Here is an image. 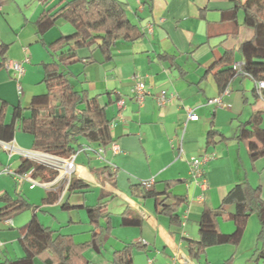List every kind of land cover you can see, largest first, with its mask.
Masks as SVG:
<instances>
[{"label": "crops", "instance_id": "1", "mask_svg": "<svg viewBox=\"0 0 264 264\" xmlns=\"http://www.w3.org/2000/svg\"><path fill=\"white\" fill-rule=\"evenodd\" d=\"M58 1L48 5L37 1L40 5L32 12L29 9L32 0H0L1 14L9 13V6L17 3L22 16L17 24L9 16L0 19V43L9 45L7 62L29 58L24 63L22 94L12 72L5 66L0 69V115L6 124L12 122L15 107L24 108L28 116L32 98L45 93L44 64L57 61L49 45L76 31L73 25L58 20L40 35L36 25L40 15ZM120 1L127 4L128 17L142 37L134 42L115 41L110 61L104 59L96 46L77 48L81 60L69 61L64 66L71 72L69 78L76 90H87L101 105L107 106L111 143L121 149L118 155L110 149L104 154L116 167L115 176H108L111 167L100 162L93 151H82L76 159V179L88 185L82 193L62 195L53 188L31 189L29 182L20 184L14 175L5 172L18 173L20 157H10L0 148V198L5 195L16 198L21 194L34 207L9 218L11 224L0 219V262L23 256L20 240L36 214L55 236H71L78 244L92 241V247L84 253L89 264H114V254L129 244L135 245L132 264H264V259L258 258L262 244L258 241L261 224L256 214L250 217L238 247H210L196 259L183 241L199 239V222L205 206L220 208L234 187L250 184L264 190V159L253 164L246 147L235 138L240 123L246 122L255 109L264 111V102H257L253 79L238 73L228 86L229 94L223 97L225 106L217 109L207 104L221 94L213 66L229 50H234L233 66L243 65L239 48L254 38L255 30L244 24L242 10L236 21L232 20L231 10L235 7L232 0ZM241 1L256 10L255 1ZM136 79L143 81L149 92L143 105L132 95ZM161 91L171 97L163 107L157 102ZM119 99L126 103L121 111ZM188 109L194 111L198 120L189 119ZM247 115L249 118L243 121ZM236 124L231 136L229 131ZM211 129L228 139L208 146ZM12 143L33 150V137L20 130ZM81 144V148L100 146L85 140ZM205 155L210 161L205 166L207 189L203 190L192 178L189 159ZM146 181H153L152 189L158 193L165 191L166 182H176L173 194L187 197L179 210L182 226H170L169 218L160 214L162 198L143 199L131 194L132 185ZM108 201V217L101 218L98 226L92 225L86 207ZM4 205L0 200V208ZM223 209L234 213L235 206L225 205ZM126 210L139 218L140 224L123 225ZM219 228L225 234L236 229L233 222L222 219Z\"/></svg>", "mask_w": 264, "mask_h": 264}, {"label": "trees", "instance_id": "2", "mask_svg": "<svg viewBox=\"0 0 264 264\" xmlns=\"http://www.w3.org/2000/svg\"><path fill=\"white\" fill-rule=\"evenodd\" d=\"M48 5L53 0H36ZM152 3L153 0H145ZM235 7L231 10L233 21L240 10L244 12V24L255 30L254 38L241 45L239 52L243 59L242 73L264 80V0H248L256 2V10L241 0H232ZM58 20H63L75 27L71 35L62 36L49 45V49L57 56V61L44 64L43 83L47 92L32 98L28 116L25 109L17 106L13 111L10 124L4 123L0 115V140L11 143L18 130L33 137V150L68 158L82 147L81 140L90 144H99L105 148L111 144L110 120L107 117V106L99 103L87 90H76L69 76L66 63L81 60L77 56V48H99L106 61L112 58V44L118 40L134 42L142 37L140 29L132 23L127 14V4L120 0H59L58 3L45 10L36 25L40 35L48 32ZM262 31V32H261ZM100 41V42H99ZM75 46L76 48H73ZM9 45L0 43V69L7 62ZM234 50L226 51L223 58L215 63L214 76L221 92L239 72L234 70ZM249 77V76H248ZM257 98V97H256ZM120 100V99H119ZM118 100V102H119ZM258 102V98H257ZM256 104V103H255ZM19 123V127H17ZM264 111L255 109L251 117L240 123L235 138L242 143L251 162L264 159ZM219 138L217 142L216 139ZM228 138L216 129L208 133V146L226 141ZM21 164L17 172L31 173L41 182H51L58 172L28 158L20 157ZM110 178L115 176L108 172ZM154 184V183H153ZM152 184V185H153ZM141 182L130 187L131 194L138 198L156 197L159 201L160 214L169 218L170 226L180 227L183 218L180 208L187 202L186 196H176L173 188L176 182H166L165 191L158 193ZM88 188L81 179L74 178L68 193H82ZM5 203L0 208V219L7 220L16 213L34 208L21 194L16 198L5 195L0 198ZM108 202H99L96 206L86 207L92 225L98 226L101 218H107ZM234 205V213H226L223 207ZM72 209V207H64ZM256 214L261 224L258 241L262 244L258 258L264 259V200L261 186L252 187L242 184L234 187L223 201L220 208L205 206L199 222V239H183L189 254L198 259L206 250L214 246L231 245L238 247L244 237L250 217ZM231 221L235 224L232 234H225L219 228V220ZM122 224L133 226L140 224L130 210L122 215ZM98 241V236H93ZM23 256L15 260H7L0 264H89L84 253L93 245L92 241L78 244L71 236L54 235L44 226L35 214L28 224L20 240ZM135 245L129 244L114 254V264H132Z\"/></svg>", "mask_w": 264, "mask_h": 264}, {"label": "built area", "instance_id": "3", "mask_svg": "<svg viewBox=\"0 0 264 264\" xmlns=\"http://www.w3.org/2000/svg\"><path fill=\"white\" fill-rule=\"evenodd\" d=\"M149 28L151 31L153 29V25L151 24ZM27 62H29L28 57L24 61H8L4 65L7 70L12 72V75L15 81L17 82V88H18L19 94L23 93L21 80L26 74L24 63H27ZM233 67H234V70H236L239 73H242V64L236 63ZM248 76L251 77L254 81L256 96L258 100L264 102V80L255 79L251 75H248ZM229 92H230V89L227 87L221 92L220 96L208 100L207 104L217 109L223 108L225 106L223 102V97L229 94ZM132 95L139 105H143L147 96L149 95L147 87L143 81L137 80V79L135 80L134 86L132 88ZM170 101H171V97L167 95L166 91H161L157 95V102H158V105L161 107H163ZM125 105H126L125 100L123 99L119 100L118 102L119 111H121L125 107ZM188 116L190 120H198V116L194 114V111L192 109H188ZM0 148L7 151L10 157L19 156L23 158H28L44 166L52 168L53 170L58 172V176L55 180L51 182H41L40 180L34 178L31 173L20 174V173H14L13 171H10V170L5 171L8 174L14 175L18 183L22 184L25 182H29L31 185V189L35 187H43L46 189L53 188V189L59 190L62 193V195L68 192L72 180L76 178L78 175L76 159H77V156L80 154V152L82 151L92 152L93 151L97 159L100 162L106 163L109 167H111V170L113 173H116L117 169L111 162H109L104 157L105 151L106 149H110L114 155H118L121 153V149L116 143H111L106 148L101 145L96 149L90 146L81 148V149H78L74 154H72L68 158H61L55 155H51L48 153L39 152L35 150H25V149L18 147L16 144H13L12 142L7 143L1 140H0ZM180 154H182V149H181ZM209 161H210V157L208 155H205L200 158L191 157L189 159V162L191 165L192 178L203 190L207 189L205 166L208 164ZM144 183L145 185L150 186L154 182L146 181ZM6 221L8 224H11L12 222L10 219H7Z\"/></svg>", "mask_w": 264, "mask_h": 264}, {"label": "rangeland", "instance_id": "4", "mask_svg": "<svg viewBox=\"0 0 264 264\" xmlns=\"http://www.w3.org/2000/svg\"><path fill=\"white\" fill-rule=\"evenodd\" d=\"M40 5L36 0H32V3L29 5V9L30 11H35V9L37 8V6ZM21 8L24 9L25 6L21 5ZM27 9V8H26ZM8 12L6 14V11H5V15L1 14L0 13V19H5V17L9 18L12 20L13 23H19L21 22V19H22V16L20 14V10L18 8V5L17 3H14L12 4L11 6H9L8 8ZM45 87V93L47 92V87L46 85L44 84L43 85ZM250 115H247L245 118H243L242 120L243 121H246L248 118H249ZM263 127H264V123H263ZM237 128V124L233 126V128H231V131H229V134L232 136V134H234V131L235 129ZM234 129V130H233ZM9 155V154H8ZM81 160H79L78 162H80ZM264 186V185H263ZM263 193H264V190L262 189V198L264 200V197H263Z\"/></svg>", "mask_w": 264, "mask_h": 264}]
</instances>
